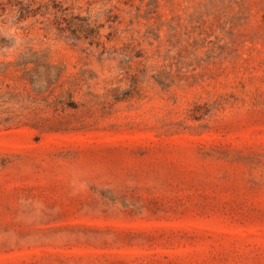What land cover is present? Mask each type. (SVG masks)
I'll list each match as a JSON object with an SVG mask.
<instances>
[{
    "label": "rangeland",
    "instance_id": "rangeland-1",
    "mask_svg": "<svg viewBox=\"0 0 264 264\" xmlns=\"http://www.w3.org/2000/svg\"><path fill=\"white\" fill-rule=\"evenodd\" d=\"M0 264H264V0H0Z\"/></svg>",
    "mask_w": 264,
    "mask_h": 264
}]
</instances>
